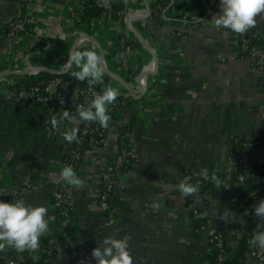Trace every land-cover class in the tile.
Masks as SVG:
<instances>
[{"label": "crops", "instance_id": "obj_1", "mask_svg": "<svg viewBox=\"0 0 264 264\" xmlns=\"http://www.w3.org/2000/svg\"><path fill=\"white\" fill-rule=\"evenodd\" d=\"M208 2L222 11L220 0ZM75 4L76 0H26L35 33L31 37L18 32L22 24L15 20L19 15L17 3L0 0L3 70L21 71L28 64L44 67L53 62L66 64L78 35L71 22ZM211 20L181 36L169 33L164 25L160 27L151 38L157 67L148 76L151 81L143 94L121 91L114 77L105 73L100 83L107 82L119 89L123 103L117 122L124 128L135 153L105 203L99 202L100 188L93 177L91 152H83L76 170L85 182L83 188H72L60 178L62 158L75 143L66 142L60 132L73 125L62 120L57 131L50 120L56 115L46 107L0 97V189L12 191L14 200L47 207L49 219V232L41 237L37 251L1 252L18 261L31 259L38 264H96L91 252L106 235L122 238L130 234L134 264H204L208 233L195 229L186 197L175 191L179 175L210 168L214 173H226L225 178L218 179L228 188L218 189L214 183L205 192L207 220L216 229H225L231 220L245 216L246 204L235 203L243 190L264 186L263 179L231 181L229 169H225L228 160L235 158L246 167L264 162V148L245 146L264 126L263 67L251 56L239 57L232 36L212 27ZM257 21L253 28L259 31L257 52L264 55V19L257 17ZM11 22L17 26V32L6 36L1 32ZM97 24L94 29L88 28L87 34L99 42L106 54L110 48L116 52L113 22L107 19ZM91 42L82 47L99 52L92 39ZM115 56L108 58L113 66L110 70L125 80L130 69L124 63L118 66L116 53ZM150 57L146 49L138 53L141 63L148 62ZM25 76L0 78V94L12 84L22 82ZM117 144V127H113L97 154L109 162L118 150ZM57 182L65 188L73 216L70 248L43 258L42 242L58 222L51 208L52 188ZM28 183H32L31 191L16 195ZM153 202L162 205L160 210L153 211ZM225 210L235 214L228 221L220 219ZM169 212L174 216H169ZM165 224L172 227L165 228ZM226 236L233 244L234 236L229 233ZM181 239L185 242L181 243ZM256 251L258 256L247 255L246 264H260L259 255L264 253L258 247Z\"/></svg>", "mask_w": 264, "mask_h": 264}, {"label": "built area", "instance_id": "obj_2", "mask_svg": "<svg viewBox=\"0 0 264 264\" xmlns=\"http://www.w3.org/2000/svg\"><path fill=\"white\" fill-rule=\"evenodd\" d=\"M114 1L121 2L123 5L122 10L116 12L117 18L115 20H113L111 17V11L107 9L103 13L97 15L89 23L76 26V23L81 21L82 8V1L76 0V4L71 13V22L77 27V38L80 39L77 43V46H80V44L81 46L79 48L76 46L75 49L77 50L82 48V44L85 45L92 43L89 34L86 32L87 30L94 29L97 23H103L107 19L111 20L115 27V37L120 35L122 37V41L126 43V47L123 52L120 50L116 51V61L128 65L130 70L128 69L129 71H127L126 76L124 77L128 79L126 83L130 89L129 91L131 93L134 92L137 94H143L147 88V85L150 84L151 78L148 76L150 73H153L154 66L151 56L149 61L146 62L142 68H138V64L140 63L138 60V53L140 50H145V47L144 44L139 40L136 33H139L144 38L146 44L151 46V38L155 36V34L152 33V27L155 25H157L159 29L162 25H164L167 27L169 33H175V35L181 36L195 29V26H197L199 23L203 24L207 20L212 19L214 15L221 12L218 8L210 5L208 0H196L194 4L189 3L188 0H97L96 3L105 8H110V4ZM187 21L190 23H187ZM16 32L17 26L11 22L7 29L1 33H4L6 36H13ZM227 32L234 39L238 52H240V50L249 51L248 56L254 58L255 61L263 67L264 73V55L258 54L257 46H251L250 44L251 37L253 35V29L243 36L231 33L229 31ZM239 40L243 41L241 45ZM102 57L106 68L110 69L113 67L109 63L106 52H103ZM118 66H120L119 63ZM47 67L60 71L64 69L65 64L62 65L53 62ZM37 72L39 71H33L30 74H36ZM141 72L146 73V75L138 77ZM141 79L142 87L140 85ZM113 80L118 84L117 87L121 89V91L125 90V87L122 86L118 79L114 77ZM93 93L94 91L92 87H84L79 85L78 80L74 77L65 79L61 76H55L47 82L42 80L34 85H23L19 88H15L3 98H18L23 101H29L30 103L38 106L46 107L51 112H54L56 117L59 118L62 116L63 111L65 110L75 112V108L78 105L83 104L86 107L89 106L92 99L94 98ZM121 103H123L122 100H117L115 104L109 106L108 112L112 118L109 122V125H111V128L117 127V136L120 139V142L117 144L118 150L112 160L106 162L102 160L97 154V150L100 145L99 142L105 138L107 133L106 130L101 128L97 122L85 121L81 122L77 126L78 142H75L73 147L68 151L69 158L67 161L62 162L61 165V170L66 166H71L76 171L80 164L79 162L83 152H91L93 154V177L99 184V187H103V192L99 190L98 198L100 203H105L106 199L111 197L107 193L111 192L113 194L116 188L118 177L125 169H127L130 161H132L135 156L133 147L125 136L126 132L123 130L124 128H121L117 122V115ZM85 144L88 146L86 149H84ZM245 146L248 148H264V126L257 135L245 143ZM256 164L254 165L256 166ZM253 166L246 167L244 164H242L240 159L235 158L228 160L225 169H229V172L237 171L236 179L238 182L243 183L253 179H264V170L261 174L255 173L252 169ZM258 170L261 169L259 168ZM195 173L196 172L192 173L191 175H194ZM215 174H218L217 171ZM206 180L207 179L205 178L201 180L196 179L194 184L199 183L200 185L201 182H205ZM209 188H207L205 192L208 191ZM205 192L202 197L199 196L198 193L187 196V198H189L187 207L192 209V214L194 217L206 215L207 218L205 202L200 204L199 209L194 208L196 203H198L203 198L205 199ZM52 193L54 196V201L51 205V208L55 213H53V215L56 217L61 226L71 225L72 220L70 212L67 209L69 206L67 193L61 182L55 183L52 188ZM7 194L8 191L3 190L1 193V198ZM246 208L248 210L250 206L246 205ZM243 218L244 217H241L240 220H243ZM257 223L258 221H256V223L251 227L252 234L256 229ZM198 230H205L208 233V244L213 242L214 245L219 249L217 264H222V261L227 257L225 248L227 247L228 240L226 235H224L225 232L222 233L214 227H208L205 225L200 226ZM69 248L70 237H64L62 240L56 237H51L46 243L41 245V253L43 258H47L49 255L59 254ZM251 248L253 250L250 253L256 256L257 247L251 246ZM0 254L6 264H38L31 259H27L26 261L15 260L1 251ZM263 258L264 256L259 255V263L263 260Z\"/></svg>", "mask_w": 264, "mask_h": 264}, {"label": "clouds", "instance_id": "obj_3", "mask_svg": "<svg viewBox=\"0 0 264 264\" xmlns=\"http://www.w3.org/2000/svg\"><path fill=\"white\" fill-rule=\"evenodd\" d=\"M221 12L213 16L210 23L212 27L220 31L226 29L231 33L243 36L257 25V17L264 19V0H220ZM226 35L227 33H221ZM66 65L69 69L73 66L77 70L71 72V76L77 80L90 85L102 81L105 75V65L101 54L94 49L76 50L73 49L69 55ZM119 89L106 86L102 93L94 92L93 99L89 106L83 104L75 108V112L63 111L61 117H50L51 125L60 131L61 121H69L73 127L60 132L63 139L68 143L78 142V125L81 122H97L102 128L107 129L111 116L108 114L109 106L115 104L119 97ZM205 179L208 178L206 169H201ZM60 178L66 184L75 189H81L85 182L81 179L71 166L64 167L60 172ZM211 179L218 189L228 188L229 185L219 180L213 174ZM191 177H185L177 186L178 191L185 197L195 195L199 192V183H190ZM152 183L158 184V181ZM162 205L153 202V211H158ZM48 209L43 205L32 206L23 200L14 202L0 201V251L13 249L18 252L32 251L39 249L41 237L49 232ZM254 214L258 218L256 229L253 231L250 246H255L264 253V199L254 206ZM169 216H174L169 212ZM235 215L227 210L223 212L220 219L228 221L229 216ZM165 228L172 225L165 224ZM132 236L125 234L122 238L113 235H106L99 245L91 252L96 264H134V257L131 251L130 241ZM181 243L185 241L181 239Z\"/></svg>", "mask_w": 264, "mask_h": 264}, {"label": "trees", "instance_id": "obj_4", "mask_svg": "<svg viewBox=\"0 0 264 264\" xmlns=\"http://www.w3.org/2000/svg\"><path fill=\"white\" fill-rule=\"evenodd\" d=\"M14 1L17 3V6L19 8V15L17 17H15V20H19L22 24V27H18V32L19 33H25V34L33 37L35 35V33L33 30V23L30 21V14H29L30 10L27 8L26 0H14ZM50 1H55V0H50ZM81 1H82L81 21L77 22L76 26H80L82 24L85 25V24L89 23L97 15L103 13L107 9H109L111 11V17L113 20H115L117 18L116 12L122 10V7H123L122 3L117 2V1L112 2L110 4V8H105L103 6L98 5L96 3L97 0H81ZM187 23H190V22L187 21ZM197 23H199V22H197ZM226 31H228V30H226ZM252 33H253V35L251 37V43L250 44H251V46H258L260 43L259 33L256 30H253ZM115 42H116L115 45H116L117 50H120L123 52L125 47H126V43H124L122 41V37L120 35H117L115 37ZM239 43L241 45L243 43V41L239 40ZM77 50H86V49L82 47V48L77 49ZM115 53H116L115 50L112 51V49L110 48L107 52V57L111 58L112 56H115ZM248 54H249V51L240 50L238 55H239V57H244L245 55H248ZM119 64H121L123 66L122 63H119ZM3 69H4V67L0 65V71H2ZM75 70H76V68H75V66H73L71 69H68L66 72L60 73V74L49 73L46 71H39L36 74L26 75L23 78L22 82H16V83L12 84L4 92H2L0 94V97L3 98L9 92L13 91L15 88H19L23 85H26V86L34 85L37 82L42 81V80L47 82V81H50L55 76H61L65 79L70 78V77H72L71 72L75 71ZM125 80L128 81L127 78H125ZM78 83H79V85L84 86V87H92L94 92H99V93H102L104 88L106 86H108L107 82L106 83H100L99 82L95 85H90L86 80L84 82H81L78 80ZM121 99L122 98L120 96L117 98V100H119V101H121ZM110 129H111V125H109V127L105 130H106V132H108ZM101 142L102 141H100L99 144H101ZM119 142H120V139L117 136V143H119ZM86 148H88L87 144H85V146H84V149H86ZM68 158H69L68 153H65L63 158H62V162L67 161ZM130 163H131V161H130ZM130 163H129L128 167L130 166ZM259 168L261 170H258ZM252 169L255 173L261 174L262 171L264 170V162L258 163V164H256V166L254 165ZM207 172H208L207 180L205 182H201L199 185L198 195L201 197L204 195L205 190L207 188L211 187L215 183L211 179L212 175L215 174L213 169L210 168L207 170ZM217 175L221 176L218 178H225L224 175H226V173L222 172V173H219ZM229 175H230L229 179H231V181H237V179H236L237 171H231ZM189 176L191 177L190 183H192V184H194V181L196 179L201 180L204 178L200 171H196V173L194 175H191L188 173H183V174L179 175V177L176 180V188H175V191L178 194H181L177 188L179 182L181 180H183L185 177H189ZM99 188H100L101 192H103V187L100 186ZM31 189H32V183H28L26 185H23V187H21L17 191L16 195H23V194L29 193L31 191ZM3 190H5V189H0V201L14 202L15 196H14L13 192L9 191V190H5V191H8V194L1 198V193ZM107 194L110 196L112 195L111 192H108ZM185 199H186V204L188 205L189 198L186 197ZM262 199H264V186L258 187L255 190L245 189L242 191V194L238 197V199H236V201H235L236 204H239L242 202L243 204L249 205L250 208L248 210H246V213H245L243 220L233 219L227 223V225L225 227V234L224 235H226L227 233L233 234L235 241L232 244L231 241H229L227 238L228 243H227V247L225 248V252H226L227 257L225 260L222 261V264H246L247 255L253 250L248 243L249 240H251L252 236H253L252 231H251V227H252V225H254L256 223V221H258V218L254 214V206L257 205L259 203V201ZM53 201H54V199H53ZM53 201H52V203H53ZM202 202H205L207 204V201L203 198L198 203H196L194 205V208L199 209L200 204ZM67 209L70 212V216H71V220H72L73 216L71 214L70 205L67 207ZM188 212H189L190 218L195 223V229L196 230H198L200 228V226H202V225H205L208 227H213L209 224V222L206 218V215L201 216V217H194L192 214L191 208H188ZM71 235H72V231L70 229V225L61 226L59 222H56V228H54L52 234L49 235L42 242V244L46 243L47 240L51 237H56V238L62 240L64 237L68 238ZM208 245H209L208 250L205 252V254L203 256V262H204V264H217L218 263L219 249L214 245L213 242H210ZM0 264H6L4 259L1 256V254H0ZM260 264H264V258L260 262Z\"/></svg>", "mask_w": 264, "mask_h": 264}, {"label": "water", "instance_id": "obj_5", "mask_svg": "<svg viewBox=\"0 0 264 264\" xmlns=\"http://www.w3.org/2000/svg\"><path fill=\"white\" fill-rule=\"evenodd\" d=\"M139 40L144 44V47L145 49L151 54L152 56V60H153V66H154V69L156 70V67H157V56H156V53L154 51V49L147 45L144 38L139 34V33H136ZM90 38L94 41L95 45L98 47L99 49V53L101 54V56L103 55V51H102V47L101 45L99 44V42L90 36ZM79 38L76 39V41L74 42V44L72 45L71 49H70V52L68 54V57H67V60L69 58V55L70 53L72 52L73 49L76 48L77 46V43L79 42ZM69 68L67 67V65L65 64V67L63 70H55V69H51V68H48V67H44V66H33V65H30L28 64L27 65V68L24 69V70H21V71H13V70H2L0 71V78L2 77H5V76H9V75H28L30 73H32L33 71H46V72H49V73H54V74H60V73H64L68 70ZM105 73L111 75V76H114L116 77L122 84L123 86L125 87L126 90H130L126 81L120 77L117 73H115L114 71L108 69L105 67ZM146 73L144 72H141L138 77H141V76H145ZM264 180V179H263ZM217 230H219L220 232L224 233L225 232V229L224 228H218Z\"/></svg>", "mask_w": 264, "mask_h": 264}, {"label": "rangeland", "instance_id": "obj_6", "mask_svg": "<svg viewBox=\"0 0 264 264\" xmlns=\"http://www.w3.org/2000/svg\"><path fill=\"white\" fill-rule=\"evenodd\" d=\"M152 29H153V32H152L153 34H156V33H158L159 30H161V29H159V28L157 27V25L153 26ZM82 45H84V44H82ZM109 58H110V57H109ZM145 64H146V62H145V63H143V62L141 63V62H140V63L138 64V68H139V69L142 68Z\"/></svg>", "mask_w": 264, "mask_h": 264}, {"label": "bare ground", "instance_id": "obj_7", "mask_svg": "<svg viewBox=\"0 0 264 264\" xmlns=\"http://www.w3.org/2000/svg\"><path fill=\"white\" fill-rule=\"evenodd\" d=\"M85 37V36H84ZM149 72V71H148ZM140 85H141V87H142V79L140 80Z\"/></svg>", "mask_w": 264, "mask_h": 264}]
</instances>
